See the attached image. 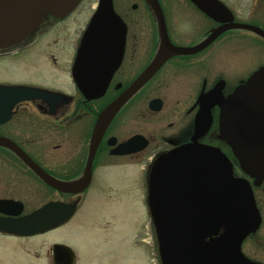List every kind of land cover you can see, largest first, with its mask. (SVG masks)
I'll return each instance as SVG.
<instances>
[{
    "label": "flooded vegetation",
    "instance_id": "af4514ba",
    "mask_svg": "<svg viewBox=\"0 0 264 264\" xmlns=\"http://www.w3.org/2000/svg\"><path fill=\"white\" fill-rule=\"evenodd\" d=\"M204 1L216 10L213 1ZM217 1L227 10L217 18L227 21L211 17L193 0H157L170 44L184 50L164 58L149 0H110L117 24L103 31L107 37H101L94 67L84 57L78 71L77 58L101 0H80L63 15L44 11L33 31L0 48V264H121L120 257L106 259L99 235L89 259L67 241L66 236L82 235L85 223L75 219L85 196L96 184H114L122 192L140 186L144 215L153 221V171L161 159L189 146L217 149L226 159L222 169L250 188L259 226L239 241V250L249 264H264V233L257 234L264 226V179L243 173L221 138L219 104L210 107L207 127L200 119L206 95L227 99L264 66V55L251 52L254 41L263 39L239 27L264 31V0ZM223 26L230 29L209 41ZM117 101L121 106L95 149L89 185L78 194L60 191L58 183L83 176L98 118ZM134 200L132 195L123 202ZM74 205L72 216L53 227ZM230 228L231 223L221 224L202 242L216 246ZM57 246L69 250L57 252Z\"/></svg>",
    "mask_w": 264,
    "mask_h": 264
},
{
    "label": "water",
    "instance_id": "95a60500",
    "mask_svg": "<svg viewBox=\"0 0 264 264\" xmlns=\"http://www.w3.org/2000/svg\"><path fill=\"white\" fill-rule=\"evenodd\" d=\"M79 1L0 0V48L18 42L33 31L44 11L63 15L74 9ZM149 1L154 6L161 29L159 56L164 58L183 52V49L170 44L157 0ZM211 1L216 10L210 9L204 0H193L211 17L227 21L225 17L217 18L219 14L227 16L224 6L217 0ZM116 24L117 18L110 0H101L79 51L78 71L83 69L84 57L85 63L89 62L91 67L98 63L101 37H107L103 31L114 28ZM239 27L254 32L264 40V31L261 29L245 25ZM228 29L229 26L220 27L210 36L209 41ZM209 41L197 50L206 46ZM3 90L0 87V92ZM17 90L19 93L23 92L21 89ZM203 102L207 105L200 119L206 122V127L210 121V107L219 104L221 138L231 149L243 173L252 178L264 179V66L236 88L227 99L210 93L203 98ZM120 106L121 103L117 101L101 113L93 132L86 171L74 183H58L60 191L78 194L89 185L95 149L108 121ZM225 161V157L217 149L189 146L161 159L157 164L152 174L150 207L162 264H249L240 254L239 241L257 229L259 216L250 188L244 183L236 182L230 171L226 173L222 169L226 165ZM74 211L75 205L70 206L66 217L54 223L53 227L70 218ZM230 223V230L225 231V237L220 238L216 246L202 242L209 233L217 234L221 224ZM55 249L57 252L69 250L65 246H57Z\"/></svg>",
    "mask_w": 264,
    "mask_h": 264
},
{
    "label": "rangeland",
    "instance_id": "374dc122",
    "mask_svg": "<svg viewBox=\"0 0 264 264\" xmlns=\"http://www.w3.org/2000/svg\"><path fill=\"white\" fill-rule=\"evenodd\" d=\"M222 1L229 3V0ZM254 44L256 49L251 51L252 54L261 52L264 55V41L257 39ZM132 195L137 196V200H134L132 205L123 202ZM136 211L138 213L134 215ZM129 212L131 216L133 214V217L125 216ZM145 212L146 204L143 202V189L140 186L135 187V190L125 188L122 192V189L114 184L104 188L96 184L85 196V202L75 219L76 222L85 223V226L81 225L82 229H79L82 235L66 236L67 241L76 246L81 256L89 259V253L96 249L99 235L105 243L100 247L105 248L106 259L120 257L121 264H162L155 224L144 215ZM260 212H264L263 208ZM88 230L94 232H88ZM85 233L86 237H84ZM262 233H264V226L257 231V234ZM89 234L94 237L88 240Z\"/></svg>",
    "mask_w": 264,
    "mask_h": 264
}]
</instances>
